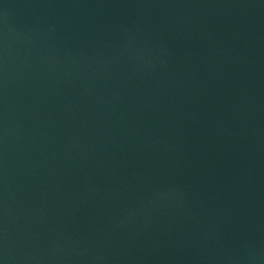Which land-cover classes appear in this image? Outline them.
<instances>
[{"label": "water", "instance_id": "95a60500", "mask_svg": "<svg viewBox=\"0 0 264 264\" xmlns=\"http://www.w3.org/2000/svg\"><path fill=\"white\" fill-rule=\"evenodd\" d=\"M0 264H264V0H0Z\"/></svg>", "mask_w": 264, "mask_h": 264}]
</instances>
